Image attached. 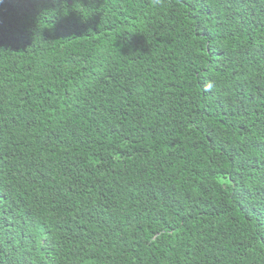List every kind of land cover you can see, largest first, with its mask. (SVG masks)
<instances>
[{
    "label": "trees",
    "instance_id": "1",
    "mask_svg": "<svg viewBox=\"0 0 264 264\" xmlns=\"http://www.w3.org/2000/svg\"><path fill=\"white\" fill-rule=\"evenodd\" d=\"M0 264H264V0H0Z\"/></svg>",
    "mask_w": 264,
    "mask_h": 264
}]
</instances>
